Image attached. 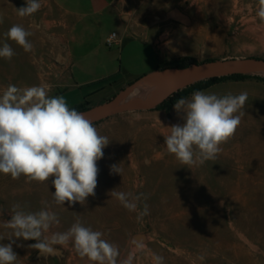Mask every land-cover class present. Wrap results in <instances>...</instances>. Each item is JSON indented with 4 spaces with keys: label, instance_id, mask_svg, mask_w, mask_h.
I'll use <instances>...</instances> for the list:
<instances>
[{
    "label": "rangeland",
    "instance_id": "obj_1",
    "mask_svg": "<svg viewBox=\"0 0 264 264\" xmlns=\"http://www.w3.org/2000/svg\"><path fill=\"white\" fill-rule=\"evenodd\" d=\"M126 1L131 13L126 14V22L134 23L151 39L169 33L160 43L172 36L169 29L174 23L166 19V12L179 7L188 13L191 22L186 26L194 27L196 36L174 48L187 49L191 52L187 56L199 61L264 57V22L257 16L260 0ZM39 2L41 8L36 13L20 17L17 9L25 6L26 0H0V47L7 42L16 53L10 60L0 58V94L9 85L47 84L51 85L49 96H63L73 107L87 101L94 87H71L67 49L71 19L54 0ZM13 25L31 33L32 51L25 52L5 39L4 33ZM138 51L150 52L145 47ZM130 56L133 52L127 51L124 58ZM182 57L170 55L165 60ZM158 106L119 113L95 123L99 133L111 142L97 162L96 194L89 196L85 205H57L52 196L53 178L45 183L27 182L23 176L13 180L0 173V237H4L0 244L12 242L18 256L15 264H92L77 254L71 241L55 244L64 250L60 258H38V250L29 247L36 241L15 237L10 241L13 230L4 225L17 204L18 210L26 213L46 210L56 214L59 224L54 223L41 239L51 242L53 234L66 232L79 219L116 244L120 259L134 253L133 264H153V253L163 256L164 264H264V159L253 156L257 150H264V136L246 132L256 128L239 126L235 136L223 145L250 151L248 157L218 154L216 160L189 169L164 145V136L170 132L166 127L182 125L184 114H178L174 106ZM113 164H119L122 177L110 174ZM112 190L131 194L129 199L140 196L137 210L123 207L111 195ZM145 204L148 214L140 217Z\"/></svg>",
    "mask_w": 264,
    "mask_h": 264
},
{
    "label": "clouds",
    "instance_id": "obj_2",
    "mask_svg": "<svg viewBox=\"0 0 264 264\" xmlns=\"http://www.w3.org/2000/svg\"><path fill=\"white\" fill-rule=\"evenodd\" d=\"M40 8L39 0H26L17 14L31 16ZM257 16L264 22V0H260ZM29 36L31 33L21 25H13L4 33L6 40L13 41L25 52L33 50ZM15 54L7 42L0 47V58L10 60ZM50 89L51 85L47 84L22 88L9 85L0 94V173L10 175L13 180L23 176L27 182L45 183L53 178L52 196L57 205L65 202L69 207L76 203L85 205L87 198L96 194L97 162L111 141L99 133L84 113L69 107L63 96H49ZM247 99V92L221 96L204 91L178 99L174 109L184 114L181 118L185 122L166 127L170 129L164 136L166 151L189 169L216 160L222 151L221 145L235 136L245 115ZM122 171L119 164L110 166V174L121 175ZM111 195L129 211L137 210L140 196L129 199L131 194L114 190ZM18 209V204L13 206L11 220L4 225L13 230L9 240L15 237L36 241L29 247L49 254L50 243L41 237L54 223L59 224L56 214L46 210L26 213ZM147 214L145 204L139 216ZM103 235L77 219L66 232L53 234L51 244L67 245L71 241L77 254L92 264H133L134 253L120 259L119 247L102 238ZM17 257L12 242L0 244V264H15ZM151 258L153 264H164L163 256L153 253Z\"/></svg>",
    "mask_w": 264,
    "mask_h": 264
},
{
    "label": "crops",
    "instance_id": "obj_3",
    "mask_svg": "<svg viewBox=\"0 0 264 264\" xmlns=\"http://www.w3.org/2000/svg\"><path fill=\"white\" fill-rule=\"evenodd\" d=\"M61 10L71 19L68 23V55L70 58L71 87H94L89 101L103 102L119 92L141 75L156 69L160 61L170 55L187 56V49L174 48L175 45L190 41L197 30L173 21L169 31L172 36L160 43V38L151 39L135 28L134 23L126 22V0H54ZM116 32V42L109 46L108 38ZM142 47L149 53L141 54ZM168 47V48H167ZM133 56L124 58L126 52ZM136 51V52H134ZM122 56V57H121ZM121 57V59H120ZM111 78L107 81L105 79ZM206 93L238 95L247 92L244 106L245 115L240 126L256 128L255 133L264 136V81L257 78L228 79L201 90ZM190 95L188 98H190ZM219 153L225 158L248 157L250 151L229 149L221 145ZM253 155L264 159V150ZM235 155V156H234Z\"/></svg>",
    "mask_w": 264,
    "mask_h": 264
},
{
    "label": "water",
    "instance_id": "obj_4",
    "mask_svg": "<svg viewBox=\"0 0 264 264\" xmlns=\"http://www.w3.org/2000/svg\"><path fill=\"white\" fill-rule=\"evenodd\" d=\"M166 19L183 25H188L191 22L190 15L179 7L168 10ZM235 73L264 76V57H225L196 62L186 67L157 68L126 85L110 100L81 112L95 124L119 113L155 108L175 92L189 85L214 76ZM158 81H164V83L157 93L154 92L151 96L142 95L148 86H156ZM49 243L51 252L44 255L38 251V258H48L49 256L60 258L64 256V250L61 247Z\"/></svg>",
    "mask_w": 264,
    "mask_h": 264
},
{
    "label": "trees",
    "instance_id": "obj_5",
    "mask_svg": "<svg viewBox=\"0 0 264 264\" xmlns=\"http://www.w3.org/2000/svg\"><path fill=\"white\" fill-rule=\"evenodd\" d=\"M213 59H216V58H208V59H205L204 61L213 60ZM196 62H202V61H199L197 58H195L193 56H184V57L177 59V60L174 59V60H169V61L168 60L160 61L159 64L156 66V69L157 68L173 67V66L186 67V66H189V65L196 63ZM251 77L264 81L263 76L251 75V74H242V73H235V74L225 75V76H214V77L196 82V83L192 84L191 86L184 88L183 90H179V91L175 92L168 99H166L163 103H161L158 106V108L165 107V108L169 109V108L174 106V104L176 103V101L178 99L187 98L192 93H194L195 91H201V90L207 89L216 83H219V82H222V81H225L228 79H245V78H251ZM109 79H111V78L105 79L103 81H107ZM116 94H114L112 97H114ZM112 97L108 98L107 100H110ZM93 106L94 105L91 103V101L87 100L83 103H80L78 105L73 106L72 108H76L78 111L81 112V111L89 110Z\"/></svg>",
    "mask_w": 264,
    "mask_h": 264
},
{
    "label": "bare ground",
    "instance_id": "obj_6",
    "mask_svg": "<svg viewBox=\"0 0 264 264\" xmlns=\"http://www.w3.org/2000/svg\"><path fill=\"white\" fill-rule=\"evenodd\" d=\"M164 81H158L156 86H148L142 93L143 96H151L154 92L157 93L158 90L163 85ZM138 238H142V235H139Z\"/></svg>",
    "mask_w": 264,
    "mask_h": 264
},
{
    "label": "built area",
    "instance_id": "obj_7",
    "mask_svg": "<svg viewBox=\"0 0 264 264\" xmlns=\"http://www.w3.org/2000/svg\"><path fill=\"white\" fill-rule=\"evenodd\" d=\"M115 34H116V32H114ZM110 37H113V34H111V36ZM109 37V38H110ZM109 38H108V40H107V44L109 45V46H112L115 42H116V35H115V37L114 38H112L111 39V41L109 42Z\"/></svg>",
    "mask_w": 264,
    "mask_h": 264
}]
</instances>
